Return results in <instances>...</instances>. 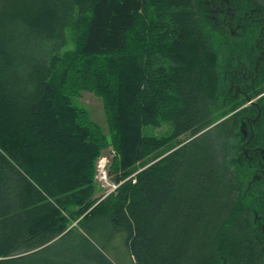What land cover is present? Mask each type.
Wrapping results in <instances>:
<instances>
[{
    "label": "trees",
    "instance_id": "trees-1",
    "mask_svg": "<svg viewBox=\"0 0 264 264\" xmlns=\"http://www.w3.org/2000/svg\"><path fill=\"white\" fill-rule=\"evenodd\" d=\"M82 229L131 264H264V0H0V264H115Z\"/></svg>",
    "mask_w": 264,
    "mask_h": 264
},
{
    "label": "rangeland",
    "instance_id": "rangeland-1",
    "mask_svg": "<svg viewBox=\"0 0 264 264\" xmlns=\"http://www.w3.org/2000/svg\"><path fill=\"white\" fill-rule=\"evenodd\" d=\"M41 46L44 45L40 43ZM257 98V97H256ZM256 98H253V101H256ZM75 102L88 111L89 115L93 120L98 122L104 130H106L105 127V117L104 112L102 108V101L99 97L95 96L92 92L89 91H83L81 95L78 97V99L75 100ZM248 104V103H246ZM218 120V119H217ZM220 120V119H219ZM218 120V121H219ZM214 122L213 124H215ZM171 125L169 124H162L160 126H152L147 125L143 127V131L145 134L155 135V136H161L166 135L168 131H170ZM115 152L113 150H104L100 156L104 155V164L102 167L98 165V158L95 160V169H96V184L99 188V191L97 195L102 196L107 195L111 190L114 189L113 184H117L111 179V175L108 172V166L111 162V158L114 156ZM75 221L72 222L73 225H75ZM81 230V228H79ZM84 233H87L90 240L99 248L104 250L110 259L114 261L115 264H131V260L128 256V251L126 246L122 243V241L117 237L115 238L113 236L112 239L108 240L103 238L101 235L88 231L83 230Z\"/></svg>",
    "mask_w": 264,
    "mask_h": 264
},
{
    "label": "built area",
    "instance_id": "built-area-1",
    "mask_svg": "<svg viewBox=\"0 0 264 264\" xmlns=\"http://www.w3.org/2000/svg\"><path fill=\"white\" fill-rule=\"evenodd\" d=\"M104 159H105V156L103 155H101L99 158H98V165L100 166V167H102L103 166V164H104ZM118 184H113V187L115 188L116 186H117Z\"/></svg>",
    "mask_w": 264,
    "mask_h": 264
},
{
    "label": "water",
    "instance_id": "water-1",
    "mask_svg": "<svg viewBox=\"0 0 264 264\" xmlns=\"http://www.w3.org/2000/svg\"><path fill=\"white\" fill-rule=\"evenodd\" d=\"M255 103V101H253V99H249L248 101H247V103ZM259 113H260V110H259ZM259 113H258V115L253 119V120H255L256 118H258V116H259ZM244 132H246V130L244 129ZM250 136H252V134L250 135ZM247 153V151L245 150V154Z\"/></svg>",
    "mask_w": 264,
    "mask_h": 264
},
{
    "label": "flooded vegetation",
    "instance_id": "flooded-vegetation-1",
    "mask_svg": "<svg viewBox=\"0 0 264 264\" xmlns=\"http://www.w3.org/2000/svg\"><path fill=\"white\" fill-rule=\"evenodd\" d=\"M216 9H218V8H215V9H213V10H216ZM219 10V9H218ZM244 134L246 135V132H244Z\"/></svg>",
    "mask_w": 264,
    "mask_h": 264
}]
</instances>
